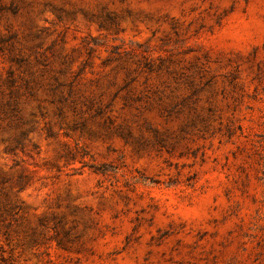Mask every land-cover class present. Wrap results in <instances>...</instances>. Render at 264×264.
Returning <instances> with one entry per match:
<instances>
[{"label": "rangeland", "instance_id": "374dc122", "mask_svg": "<svg viewBox=\"0 0 264 264\" xmlns=\"http://www.w3.org/2000/svg\"><path fill=\"white\" fill-rule=\"evenodd\" d=\"M0 264H264V0H0Z\"/></svg>", "mask_w": 264, "mask_h": 264}]
</instances>
